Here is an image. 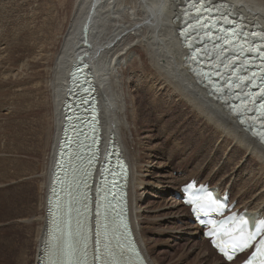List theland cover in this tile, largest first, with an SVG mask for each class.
Wrapping results in <instances>:
<instances>
[{
    "label": "bare ground",
    "instance_id": "obj_1",
    "mask_svg": "<svg viewBox=\"0 0 264 264\" xmlns=\"http://www.w3.org/2000/svg\"><path fill=\"white\" fill-rule=\"evenodd\" d=\"M180 1L181 0H75L73 2L74 5L71 4L74 6L71 8V11H69V6L64 8L66 17H64V20L66 19L68 22H63L59 26L55 25L56 21L53 19L54 17H60V6L62 5H59V3L53 4L55 5V16L52 15L51 12H47V19H45V22L43 23V28L41 25H35L34 28L24 27L20 29L19 32L13 36L14 47L13 49L11 48L12 55L5 56V58H0L1 71L3 69V71H14L17 68H21V73L19 72L20 74L17 73L19 70H16L15 74L10 71L13 76L11 74L9 75H11L12 78L15 77V79H11L10 77V80L8 79L9 81H7L5 85L2 83L4 86L0 84V87L2 88L5 86H11V88L20 87L22 89L20 90V88H17L20 90V93H18L19 91L17 90L18 94L14 93L15 99H12L19 101V103L23 102V106L26 108H23L24 112H28L27 116L30 113L36 117V125L38 130H40L38 134L40 141H42L41 149L44 152L43 154H45L47 157V164L50 166L48 176L44 173L41 176V180L43 181V184H45V188L43 190L45 191V194L41 200L40 206V208L42 207V210H39V213H34V211L31 213L30 217L28 216L30 222L39 226L36 239L38 241L40 251L35 264H39L41 248L47 237V201L56 157L60 147L62 127L66 118L63 109L69 96L68 90L70 86L71 73L75 67V64L77 63L78 57L82 56L86 51V47L83 43V28L88 18L91 19L89 23V37L91 38L92 44V47L88 48V51L90 52L89 62L97 83L96 93L100 98V102L102 103V105L100 103V129L102 130L103 134L104 153H106L108 150L109 142L111 140H118V142L122 144L125 156L131 165L132 174L129 190L131 220L141 250L149 264H157V262L152 258L143 234L142 218L144 216L142 213L140 214L138 212V210L142 209V207L139 206L142 202V199L140 198L137 190V187L145 185L147 181H145L143 178H140L139 175H136V173L142 174V171H140L141 161L137 153V139L139 138L138 130H140L141 124V106L137 103V98L141 97V95L143 97L145 94L144 89L148 81H150V84H155L154 86L158 85V88L162 94L167 93L168 97L174 96V100H176L178 104L186 106L185 108H188L191 113L194 114L197 120L202 122V125L204 123L206 126L205 128L208 130H213L227 142L233 143L235 145L234 148H236L239 152L250 154L251 159L259 168L260 178L257 179V175L254 174V177L245 183L243 190L246 188L248 190L249 185L252 183L254 190V188L257 186L259 187L260 182L264 179V145L254 139L246 129L240 126L238 121L231 114H229L224 106L213 101V99L209 97L208 92L205 89H202L195 82V79L191 76L188 68L185 66L188 53L185 49H183V46L181 45L180 39L177 35L180 20L178 3ZM218 1H225L230 5H235L236 9L238 10L237 13L244 15L249 23L260 24L264 28V0ZM8 2H11V0H0V21L2 20L5 25L3 29L5 33L11 32V29L13 28H10L8 24L12 23V21L15 23L19 17L18 13L14 10L15 15L9 14L8 16H10L11 19L9 18L8 22H4L6 14L10 13L14 9L13 5H11V8L9 7V4H7ZM23 5H18L17 7V11L20 14L22 13V10H24L26 13V10L23 9ZM42 6L44 7V5ZM40 11L41 9H37L36 11L37 15L39 16ZM26 15L27 20H25L29 21L31 15H28L27 13ZM39 16L36 19H31L32 22L36 23V20L39 19ZM176 18H178V22L174 21ZM8 29L10 30L9 32ZM53 34L55 35L53 36ZM1 36L2 35H0V37ZM58 36H60V40L58 41V45H55V40L53 41V39L54 37ZM27 42L33 43H30L31 45H25ZM37 49H39V53L36 52ZM14 53H17L18 55L13 57ZM132 55H137V59L139 60L134 68H130L129 66L127 67L128 59ZM22 62L23 64L21 65ZM134 69L136 70L135 73L137 74L132 73L131 70ZM132 76L139 77L138 80L140 81L138 84H136L137 80L131 79ZM142 81L143 85H139V83ZM160 87L164 89L161 90ZM10 94V88L8 89L7 87V91L0 89V99H7ZM160 94L156 93V96H159ZM155 98L157 100V97ZM156 100L152 99L147 101L149 105L147 113L150 116L155 114L153 111V105L157 104V107L159 105L157 102L158 100ZM2 101L0 100V105L2 104ZM19 103L17 104L19 105ZM6 107H9V105ZM12 109H14V107ZM15 109H17L16 106ZM165 109L168 112H166V114L162 117L158 116L156 124L158 127H163V130H169L172 127L173 122L177 121V124H179L181 120H178V118L174 116L173 107L168 106L167 108L165 107ZM168 114L170 115L171 123H169L165 118ZM14 117L15 116H13V118ZM34 119L35 118H33V121ZM185 122L186 121H182V123L179 124V127H182ZM161 123L162 125H160ZM16 124L14 123L15 126ZM21 125L22 124L20 123V126ZM152 125L155 127L154 123ZM150 126L151 125L147 124L146 127ZM49 128L51 130H48ZM35 129L36 127L34 130ZM204 136L205 133L201 137ZM33 138L34 137H32V139ZM12 142L14 141L12 140ZM37 149L39 150L40 148ZM12 160L13 159H11V161ZM15 160L16 159L13 161L15 162ZM16 162L18 161L16 160ZM2 164L3 166L5 165L4 163ZM224 169L226 168H223V171ZM178 182L180 181L178 180ZM214 187L218 188L219 190H222L223 188L218 183L215 184ZM247 190L246 192H248ZM244 195L246 194L244 193L242 195L241 202H238L236 207L241 211L246 210L249 214L254 216L264 217V195L262 194L260 196L261 200L256 205L249 204L248 202L245 204L244 198L246 196L244 197ZM236 198L237 197H235L234 200H236ZM34 199L35 198H33V200ZM25 200L26 199H24V201ZM24 201L22 202L24 203ZM173 205L177 207L179 204L175 203L174 201ZM191 229L193 230V235H196L199 231L197 226ZM16 245L13 247L12 243L9 241V243L6 244L5 253L10 251L8 254H11L12 252V254L15 255L17 251ZM23 247L24 246H22V248ZM208 250L209 253L207 255H211L210 253H212V249H210V246L208 247ZM55 252H58L57 248L51 250L50 256H54ZM213 253L215 254L214 251ZM16 254H18V256L16 255L17 258H15L17 259V264H28L29 258L27 259L24 254H21V250ZM216 257L218 260L219 258L222 260L221 257L217 255ZM6 258L8 257L6 256ZM117 260L122 261L123 258L119 257ZM220 263L226 264L223 260L222 262L220 261Z\"/></svg>",
    "mask_w": 264,
    "mask_h": 264
},
{
    "label": "rangeland",
    "instance_id": "obj_2",
    "mask_svg": "<svg viewBox=\"0 0 264 264\" xmlns=\"http://www.w3.org/2000/svg\"><path fill=\"white\" fill-rule=\"evenodd\" d=\"M74 1L75 0H11V2H8L7 4H9V7L11 8V5H13L14 9L10 13L6 14L4 22H8V19L10 18V16L8 15H15V11L18 13L19 17L17 18L15 23L11 20L12 23L8 24L10 28H13L11 29L10 33L4 32L3 29L5 25L2 20L0 21V35H2L0 37V58H5V56L12 55L11 48L13 49L14 47L13 36H15V34L18 33L20 29L24 27L34 28L35 25H41L42 27L45 19H47L48 13L51 12V14L55 16V5L53 4L59 3V5H62L60 6L62 8H60V17H54L53 19L54 21H56L55 25L59 26L63 22L66 23L67 20H64V8L69 6V11H71V8L74 7L72 6L74 5ZM17 4L19 6H22L24 4L23 9L26 10V13L28 15H31L29 18L30 20L36 19L39 16L37 15L36 11L37 9H41L39 19L36 20V23H33L32 20L26 21L27 15L25 11L22 10V13L20 14L17 11ZM42 5H44V7ZM50 7H52L53 9ZM9 31L10 30L8 29V32ZM54 35L55 34H53V36ZM54 40V44L58 45L60 36L54 37L53 41ZM30 43L27 42L25 43V45H31L33 42L31 44ZM36 52L39 53V49H37ZM15 55L18 54L14 53L13 57ZM138 61L139 60L137 59V55L130 56L127 62V67L129 66L130 68H134ZM22 64L23 62L21 63V65ZM3 70H0L1 85L2 83L5 85V83L10 80V77L11 79H15V77L12 78L13 75L10 72L12 70ZM16 70H19L17 73H21V68H17ZM16 70L12 71L13 74L16 73ZM131 71L132 73L136 72L135 69ZM143 73L146 74L145 72ZM9 74H11L12 76ZM135 77L136 76H132L131 79L137 80L136 84H138V82L140 81L138 80L139 77ZM140 84L143 85V81L140 82L139 85ZM154 85L155 84H150V81H148L144 89L145 94L143 95V97L141 95V97L137 98V103L141 106V124L140 130H138L139 138L137 137L138 139H136L138 141L137 153L141 161L140 171H142V174L136 173V175H139L140 178H143L145 181H147L145 185L137 187L138 194L142 199V202L139 205L142 207V209L138 210V212L140 214L142 213V215L144 216L142 218V227L145 241L147 242L146 244L149 248L152 258L157 262V264H223L220 263V261L222 262L223 258L221 257L222 260H220V258L218 260V258L216 257L217 253L211 248L209 242L203 238V233L200 229L196 235L192 234L193 230L191 228L197 225L194 224L193 217L189 209L186 208L185 205L181 202V190L191 180H197L200 184L209 183L211 187H214V185L218 183L223 187L222 190H228L230 192L232 200L237 197L235 203H240L241 197L245 193V204L248 202L249 204L256 205L261 200L260 196L262 194L264 195V179L260 182L259 187L257 186L256 188H254V190L252 187L253 183L249 185V188L251 189L248 188L247 190L246 188L243 190V186L245 185V183L247 181H250V179L254 177V174L257 175V179L260 178L259 168L251 159L250 154L239 152L236 148H234L235 145L233 143L227 142L213 130H208L207 128H205L206 126L204 125V123L202 125V122L197 120V118L194 116V114L191 113L188 108H185L186 106L178 104V102L174 100V96L168 97L167 93L162 94L158 88V85ZM5 87H0V89L7 91L8 87V89L10 88L11 94L7 99H0L1 101L4 99V102L2 101V104L0 105V109L2 108L0 110V161L2 160L0 162V264H15L17 262V259H15L17 258L16 255L18 256V254L16 253H18L20 250L21 254H24L27 259L29 258L28 264H35V261L39 256L38 253L40 251V247L36 239V234L39 226L35 223L33 224L32 222H30L29 217L34 211V213H39V210H42V207L40 208V206L41 200L43 199L45 194V191H43L45 188V184H43L41 176L43 173L48 176L50 166L47 164V157L45 156V154H43L44 152L41 149L42 141H40V137L38 134L40 130H38L36 125V117H34L30 113L27 116L28 112H24V109L26 108L23 106V102L19 103V101L13 100L15 99L14 93L18 94L22 89L20 87ZM17 88H20V90H18ZM160 89L162 90L164 88L160 87ZM155 92L157 94H161L159 96H156ZM154 96L157 97L158 101ZM152 99L156 100L159 105L158 107L157 104L153 105V111L155 112V114L153 116H150L147 113L149 108L147 101ZM17 103H19V105ZM5 105H9L10 108L6 107ZM14 105L17 109H15ZM168 106L173 107L174 116H176L178 120H181L179 124H181L182 121H186L185 124L182 125V127H179L177 121L173 122V125L169 130H163V127L157 126L156 122L158 116H164L166 112H168L166 111L165 107L167 108ZM13 107L14 109H12ZM10 111L13 112V116H15L14 118L12 116V112ZM33 118H35L34 121ZM165 118L169 123H171L169 114ZM14 123H17V127L14 125ZM20 123L22 124L21 126ZM153 123L155 127H153ZM147 124L151 126L146 127ZM160 125H162V123ZM35 127L36 129L34 130ZM48 130L51 129L49 128ZM204 133L205 139L204 137H201L202 135H204ZM32 137L34 138L32 139ZM12 140L14 142H12ZM37 148H40V151ZM11 159H16L18 162H16V160L15 162L13 160L11 161ZM2 163H4L5 165L3 166ZM10 164L12 167L10 166ZM3 167H5L6 170ZM223 168L226 169H224L223 171ZM12 173L13 175H16L17 173V175L13 176ZM178 180L180 182H178ZM246 190L248 192H246ZM32 197L37 199L33 200ZM24 199H26L27 201H24ZM22 201H24V203ZM174 201L175 203L179 204L177 207L173 205ZM8 240L10 241V243H12L13 247L17 244V251L15 255H13L12 252L11 254H8L10 253V251L5 253L6 244L9 243ZM18 243L21 245H19ZM22 246L24 247L22 248ZM209 246L210 249H212V253H210L211 255H207L209 253ZM26 249L29 251H27ZM213 251L215 252V254L213 253ZM25 253L29 256H27ZM6 256L8 258H6ZM244 258L245 256L241 257L236 263L233 264H239ZM224 263L226 262L224 261Z\"/></svg>",
    "mask_w": 264,
    "mask_h": 264
},
{
    "label": "snow or ice",
    "instance_id": "obj_3",
    "mask_svg": "<svg viewBox=\"0 0 264 264\" xmlns=\"http://www.w3.org/2000/svg\"><path fill=\"white\" fill-rule=\"evenodd\" d=\"M187 4H191L192 7L190 9H187V11L184 13L185 16H187L188 12H199V15H194L190 19L196 22H199L201 19H204L205 17H211L212 19H216L217 16H219L221 19L225 17H229L232 15L233 12H237L235 5H227L226 9L223 11L221 10L224 8L223 5H216L215 8L210 6V0H187L186 2V8ZM233 20L239 22L242 17L237 15L232 17ZM207 23H211V20H208ZM187 21H185V28L189 27ZM223 25H221L222 27ZM233 28L236 27V24H233ZM264 31V30H262ZM215 32V35L220 38L219 42L224 43V41L230 39L228 36L221 37L220 31L216 27H208L207 31L205 32L203 28L194 30L191 33H188L185 35V29L182 28L180 31V35L183 37V42L185 46L190 47V53L187 58V62L189 64L190 71L193 72L194 75H196L201 82L206 83V86L213 88L217 92H219L220 89H223L222 92H219V97H242L241 100H239L240 103H248L252 104L253 106L250 108H246L244 112H251L253 117H258V119L255 120V122L251 123H245L244 122V113L237 114V119L240 120L241 125L246 128L247 131H249L252 136L260 143H264V112L261 111V109H264V75L259 77V85L255 88V92L249 93V88H251L254 84V81L257 79V77L252 76L251 79H249L246 83L242 84V81L240 77H236L234 79H231L232 74L237 71L238 68H240V64L234 63L231 65L229 71L223 75L220 76L219 73L226 67H228L227 61L230 58H234L237 53H230L229 56H225L223 59L219 58V55L217 56H209L208 50L204 48V46L208 43H212L213 47H215V42L212 39L208 40H200L199 38L203 35H209L211 33ZM197 37V40L200 44V49H197L195 44L189 45V40L192 39V37ZM240 39H246L244 36L243 31L239 33ZM252 36L256 39H254V44H264V36L258 37L257 33H252ZM202 50V51H201ZM226 49H221V51H225ZM200 52V55L197 56V52ZM243 52V49H241V53ZM245 59H249V56H245ZM256 60H260L262 63H264V47H261L259 51L256 54L255 57ZM213 61H218L217 64L213 63ZM202 65H209V67H206L204 69L206 75H201V72L197 71ZM241 75L247 76L249 73L253 71H261L260 66H256L255 62L253 66H249L246 68H240ZM212 73L216 74V78L213 79ZM242 84V87H240ZM238 86L239 91H233L231 86ZM259 94V95H257ZM226 104L231 108L233 107V103L231 100H226ZM233 111L235 109L233 108ZM55 192V189H53ZM86 211L89 210L87 204H85ZM78 211V210H77ZM260 234V233H257ZM252 234L249 235L248 239L252 240L255 238V235ZM73 238V232L71 227V221L66 220L65 221V230L62 233V239L60 244L57 246L58 252L63 256V264H83L81 258L79 257V252L82 251L84 253V256L86 257L88 255V248L87 244H85V247L83 249H80L79 251L75 248L74 244L72 243ZM87 239V237H86ZM97 244H100L101 242L99 239L96 240ZM248 247H255V245H247ZM105 253L100 250V248L95 249L91 256L92 261L91 264H96V262H99V264H105L104 260ZM255 256H253L252 259H254ZM228 259H232L231 256H228ZM252 259H249L245 262V264H252Z\"/></svg>",
    "mask_w": 264,
    "mask_h": 264
},
{
    "label": "water",
    "instance_id": "obj_4",
    "mask_svg": "<svg viewBox=\"0 0 264 264\" xmlns=\"http://www.w3.org/2000/svg\"><path fill=\"white\" fill-rule=\"evenodd\" d=\"M90 21H91V19L88 18L87 21L85 22L84 28H83V43H84V46L86 47V51L83 53L82 56H79V58H78L79 62L75 66L76 67L75 70H78V71H76L74 73V74H77V76L75 77V82L73 84V87L81 88V90H85V88H86V90H90V89L96 90V88H97V83H96L93 71L91 70V64L89 62L90 52L88 51V48L92 47L91 38L89 37V31H90L89 23H90ZM76 83H80V85L77 86ZM87 93H90V92H87ZM64 106H66V108L64 109L65 110V116L66 117L69 116L70 118L68 120H65V123L62 127V130H63L62 134L65 136L63 138L61 137L62 141H60V148L62 147V150H63L62 154L63 155L65 154L66 150H68V147H66V145L70 144L69 142H67V138H68V134L70 133L69 130L73 127V126H71V123L76 121V120H79V119H85L86 121L90 120L89 117H86V116L75 118V116H73V115L79 114L80 112H74L75 109H77V108H75L74 105L67 104V102H66ZM72 108H73V110L68 111V109H72ZM88 108H90V107H88ZM71 116H73V117H71ZM58 168H61V166H58ZM57 175H61V172H58ZM59 179H61L60 176L58 177V180ZM59 184H61V183L58 182V185ZM54 196H57V194H54Z\"/></svg>",
    "mask_w": 264,
    "mask_h": 264
}]
</instances>
